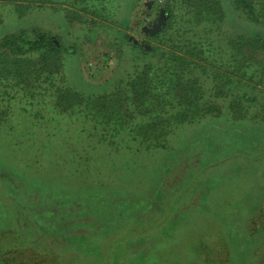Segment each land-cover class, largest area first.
Instances as JSON below:
<instances>
[{"label":"rangeland","instance_id":"1","mask_svg":"<svg viewBox=\"0 0 264 264\" xmlns=\"http://www.w3.org/2000/svg\"><path fill=\"white\" fill-rule=\"evenodd\" d=\"M221 1L226 19L199 23L188 12L185 0H0V40L22 30L31 34L32 29L40 28L58 36L64 44V71L50 77L17 75L5 62L7 59L0 57V199L6 204V200L14 202L18 198L25 206L17 210L9 206L14 210L12 216L4 213L9 208L0 206V264H242L240 250L234 254L232 246L228 250V244L220 239L224 224L209 212L229 216L237 213L233 225L236 230L264 232V136L255 137L253 133L252 140L244 141L217 126L236 127L243 132L257 127L264 131V117L257 116L259 102L264 103L260 101L264 72L250 65L245 68L247 77L235 75L241 84L233 94L247 92L259 101L244 103L247 113L239 118L229 105L230 88H223L227 99L217 97L215 68L210 65L211 61L237 65L243 60L239 55H245L249 62L255 61V55L264 61V47L256 49L255 44L243 47V52L236 55L238 60L231 57L238 53L231 49L233 37L254 39L263 34L264 40V24L248 22L227 0ZM169 29L175 34L172 43L162 38ZM191 43L203 45V53L192 64L193 73L199 77L205 97L217 101L221 112L206 110L200 121L177 126L166 147L152 142L146 148L140 144L141 136L138 141L120 144L116 138L117 144H104L103 133L124 125L116 119L128 117L125 109L114 118L115 127L104 122L108 118L102 113L93 119L91 104L82 105L70 117L56 111L58 86L70 87L92 100L127 88L126 83L145 67L153 89L169 98L166 80L171 74L164 52L189 49ZM127 121L133 122L131 118ZM140 121L136 119L131 128ZM210 127L215 140L195 144L164 176L165 187L160 193L165 211L156 221L171 205L168 218L173 231L164 230L162 225L167 222L156 228L152 227L154 221L145 220L143 231H149L131 233L124 240L113 235L100 241L97 232L96 239L92 235L90 243L83 245L82 250L90 253L85 256L79 245L67 242V246H60L58 239L64 236L45 233L33 220L30 206L46 195L42 193L52 194L56 189L76 190L75 201L94 209L109 199L121 200L116 198L119 195L153 191L173 154L193 135L207 134ZM255 140L260 141L257 146ZM210 176L217 182L213 197L201 201L200 194H192L187 199L182 197L178 206L172 204L196 179ZM45 210L53 209L45 205ZM135 226L138 224L131 222L127 228ZM98 243L99 250L95 247ZM263 245L264 234L255 238V264H264Z\"/></svg>","mask_w":264,"mask_h":264},{"label":"trees","instance_id":"2","mask_svg":"<svg viewBox=\"0 0 264 264\" xmlns=\"http://www.w3.org/2000/svg\"><path fill=\"white\" fill-rule=\"evenodd\" d=\"M185 1L190 7H186L188 12H192L199 23L211 19L223 22V20L226 19L225 8L221 0ZM226 3L230 4L235 12H239L244 16L248 22L264 24V1L227 0ZM167 7L168 10L170 9L171 12H173L170 6ZM174 36L175 34L169 29L162 38H165L166 42L172 43L176 40ZM250 44H255L256 49L263 48V34L255 35L254 39H245L240 36L233 37L231 40V49H236L238 53H233L231 57L235 60H238V58L243 59L241 62L238 60L237 65H233L232 63L226 65L223 61H211L210 65L215 68L213 73L216 77L215 81L217 82V97L223 95V97H225L223 99H227V93H224L225 91L223 88H230L228 92L230 93L229 96L232 97H230L229 105L239 118H244L247 113V107L244 103L259 101L257 97L253 99L251 94L247 92L233 94L239 89L241 84V79H237L235 75L241 74L244 75L242 77H247L248 72L245 68L250 67V65L253 66L252 69L254 70L255 65H257L258 69H262V72H264V61L258 58V55L254 56V62H249L245 55H239L238 58L236 57V55L243 52V47ZM172 46L173 45L170 44V47ZM187 47L189 49L180 47L181 51L167 49L168 51L164 52L168 64L167 72L171 74L169 80H166V83L169 84L167 86L170 90V93H168L169 98L160 90L155 91L153 89L148 71L144 70L145 67L144 69H140L136 75L132 76V79L126 83V85H128L127 88L123 87L121 91L116 90L112 93H104L98 97H94L92 100H88L80 92L74 91L70 87L58 86L55 90L56 96L54 102L56 111L61 113L62 116L70 117L73 114L72 112L80 109L82 105L91 104L90 113L93 119H95V115L102 113L103 116L108 118L104 122L113 127H115L117 122H124L121 128H124L125 131L115 127V129L109 130L106 134L103 133L101 139H103L104 144H117V141H115L116 138L119 139L120 144L122 142L128 143L129 140L138 141L141 136L142 140L140 144L146 148H150L152 142H156L160 147H166L170 135L177 126L200 121L204 116L202 113L206 110L221 112V105L217 101L205 97L206 91L199 85V77L195 76L193 73L194 66L192 64L198 57V54L203 53L202 43H191V45L189 44ZM63 49L64 44L58 36L54 37L52 34L40 28L32 29L31 34H27L22 30L18 33L6 35L0 40V57L7 59L5 62H7L8 65H12L15 74L21 76L27 74V78L30 77V79L41 78L46 74V76H49V74L63 73ZM140 54L144 55L146 53L141 52ZM35 55L37 56L34 57ZM191 68L192 72L189 71ZM24 69H26V71H24ZM172 75H174V77H172ZM252 77L253 76H250L249 78ZM39 84L34 85V88L37 89ZM122 93L124 97L121 95ZM260 101L264 102V94ZM259 104L261 106L258 107L257 116L264 117V103L261 104L259 102ZM122 109L126 110L128 117H117L115 123L114 118H116ZM129 118H131L133 122L136 119H140L141 121L136 123L134 128H131L130 124L133 122H128L127 120ZM211 126L213 127L214 125ZM212 127L208 129L207 134L205 133L206 135L203 133L193 135L192 140H186V142L183 143L184 146L179 148V150L177 149L178 152L173 154L172 161L163 166L161 176L153 191H138L137 193L132 192L127 195H119L116 198L121 200L112 202L113 200L109 199L102 206L98 204L95 206V209L93 206H88L89 208L91 207L88 209V207L83 206V203L75 201L76 195L78 194L76 190L56 189L52 194L42 193L43 196L46 195L40 200L35 201V208L30 206V209H33V220L41 225L40 227H42L41 229L44 230L45 233L49 232L53 236L54 234L64 236V238L59 237L61 239L63 238L62 240L57 238L58 241H60V246H67V242H69V244L70 242L74 243L73 246L79 245L81 252L87 253L85 256H90V253L82 250L84 249L82 247L84 244L90 243L92 235L96 239L97 232L100 235L98 239L100 241L103 237L107 239L113 236L115 231H117L115 237L124 240L126 237L131 236V233L138 234L149 231L150 228L143 231L142 224L145 220L154 221L152 227L156 228L159 225L161 226L162 222H167L166 226L162 225L164 230L173 231L174 228L172 229V226H170L168 218L171 205L170 208L167 209L168 212L164 214V217L156 221V217L163 214L165 211L163 209L165 204H162L163 196L162 193H160L164 191L162 188L165 187L164 176L172 172L176 160L179 159L182 154L188 152L189 149H192L195 144L206 141V139L210 140V142L215 140L216 137L211 135ZM217 127L222 131H227V133H233L236 137L243 138L244 141L252 140L253 133L255 137L258 135L264 136V131H259L257 127H255V130L250 129L249 132H243V130L236 127ZM98 134L100 135V133ZM88 135L91 134L89 133ZM259 143V140H255V146ZM216 183V179L211 178V176L207 179H196L192 183V186L190 185L189 188L185 189L183 195H180L178 199L176 198L172 204L176 207V205L178 206L181 203L180 199H182V197L187 199L192 194H200L201 201L213 197L212 192H214L215 186H217ZM13 188L14 191H19V189L14 186ZM185 193H187V195H185ZM47 196H50V198ZM61 197L68 200L61 199ZM2 202L3 201L0 199V206L5 209L9 208V206H12L16 210L20 207H25L20 204L18 198L14 200V202L9 200L5 201L6 204ZM85 202L90 204L88 201ZM45 205H49L53 209L50 210L51 213L45 210ZM242 210L240 208L238 209V211ZM235 212H237V210H235ZM4 213L6 216H12L14 210L9 208V211ZM209 214L214 215L217 221L219 219L224 224L222 225L224 227H222L223 229L221 230V234L219 233V236L220 239L222 238L223 241L228 244V250L231 249V246L234 254L240 250V256H242L243 259L241 262L242 264H255V251H253L255 238H262L264 232L260 233L258 230V232L253 233L250 230L247 232L245 229L242 231L236 230L233 225H235L234 220L237 213L232 216L216 214L215 212H209ZM74 215H76V217H74ZM80 216L83 217V220H79ZM75 218L76 220H74ZM72 220H74V222H72ZM131 222L137 223L138 226L127 228V225L131 224ZM51 224H53L52 227H46V225ZM88 229L90 231H88ZM95 247L99 250L101 248V243H98ZM234 254L232 258H234Z\"/></svg>","mask_w":264,"mask_h":264},{"label":"crops","instance_id":"3","mask_svg":"<svg viewBox=\"0 0 264 264\" xmlns=\"http://www.w3.org/2000/svg\"><path fill=\"white\" fill-rule=\"evenodd\" d=\"M115 235V234H114Z\"/></svg>","mask_w":264,"mask_h":264}]
</instances>
